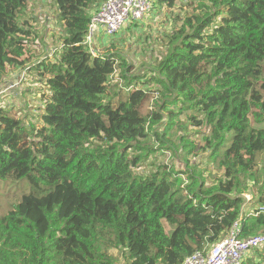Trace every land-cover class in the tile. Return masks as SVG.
Masks as SVG:
<instances>
[{
	"label": "trees",
	"instance_id": "trees-1",
	"mask_svg": "<svg viewBox=\"0 0 264 264\" xmlns=\"http://www.w3.org/2000/svg\"><path fill=\"white\" fill-rule=\"evenodd\" d=\"M54 1L64 35L32 62L31 0H0V75L22 66L48 88L36 123L0 108V183L24 185L0 218V264H184L236 225L240 238L264 234V0H201L152 76L121 75L126 86L113 83L119 54L87 44L106 0ZM184 111L224 171L210 186L190 165L137 172L149 140L174 147ZM243 264H264V246Z\"/></svg>",
	"mask_w": 264,
	"mask_h": 264
},
{
	"label": "rangeland",
	"instance_id": "rangeland-1",
	"mask_svg": "<svg viewBox=\"0 0 264 264\" xmlns=\"http://www.w3.org/2000/svg\"><path fill=\"white\" fill-rule=\"evenodd\" d=\"M53 1L31 0L28 11L24 14L28 22L26 26L32 31L31 37L25 39L26 47L34 55L32 62L52 58L64 35L62 26L57 22V11ZM200 2L201 0L180 1L174 9L153 4L143 22L125 29L119 35L110 37L103 31H96L90 48L102 53H118L123 59L119 63L120 68L117 69L114 80L112 79L113 83L126 86L127 81L121 78V75L125 74L129 77L144 74L149 78L152 76L151 68L155 67V62L161 59L166 50L171 30L185 23L194 14L203 13V9L199 6ZM25 20L22 23H27ZM46 93L48 88L41 77L36 73H30L25 67L7 68L0 75V108L12 109L14 115L22 120L27 119L31 123H36L44 108L43 94ZM181 104V110H184L185 106ZM170 108L174 109L173 105ZM193 115L197 114L194 111L189 113L184 111L178 116L179 126L170 133V139L174 143L173 148L162 145L156 139L149 140L147 146L152 149L146 151L147 156L137 169L138 173L150 174L155 171H171V169L183 172L190 165L206 179L208 186L223 178L224 171L219 167V160H214L211 152L205 150L209 132L204 125L200 127L194 125L191 121ZM181 138H184V141ZM23 186L17 185L11 188L0 183V218L19 202L24 192ZM248 196L250 195L246 198L250 199ZM254 203L257 204V199ZM247 206L253 204L248 202ZM174 228L167 226L169 235ZM214 245L205 249L210 250ZM116 264H124L122 257H118Z\"/></svg>",
	"mask_w": 264,
	"mask_h": 264
},
{
	"label": "built area",
	"instance_id": "built-area-1",
	"mask_svg": "<svg viewBox=\"0 0 264 264\" xmlns=\"http://www.w3.org/2000/svg\"><path fill=\"white\" fill-rule=\"evenodd\" d=\"M152 7V0H106L92 17L87 42L91 43L99 30L107 36L118 34L128 23L142 21ZM239 233L236 225L210 250L196 251L184 264H243L250 253L264 246V234L240 238Z\"/></svg>",
	"mask_w": 264,
	"mask_h": 264
},
{
	"label": "clouds",
	"instance_id": "clouds-1",
	"mask_svg": "<svg viewBox=\"0 0 264 264\" xmlns=\"http://www.w3.org/2000/svg\"><path fill=\"white\" fill-rule=\"evenodd\" d=\"M89 31H90V28H89ZM88 34H89V33H88ZM94 37H95V36H94ZM87 38H88V36H87ZM93 42H94V38H93V40H92V42H91V43H88V42H87V44H88V45L91 47V46H92V44H93ZM91 50H92V52H94V51H93V50H94L93 48H91Z\"/></svg>",
	"mask_w": 264,
	"mask_h": 264
},
{
	"label": "crops",
	"instance_id": "crops-1",
	"mask_svg": "<svg viewBox=\"0 0 264 264\" xmlns=\"http://www.w3.org/2000/svg\"><path fill=\"white\" fill-rule=\"evenodd\" d=\"M101 31V30H100ZM248 205V204H247ZM251 206H248V208H250ZM248 208H245V212H249L250 210H248Z\"/></svg>",
	"mask_w": 264,
	"mask_h": 264
}]
</instances>
